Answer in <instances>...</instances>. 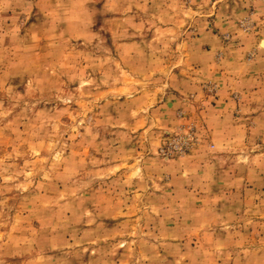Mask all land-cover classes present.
<instances>
[{
  "label": "rangeland",
  "instance_id": "rangeland-1",
  "mask_svg": "<svg viewBox=\"0 0 264 264\" xmlns=\"http://www.w3.org/2000/svg\"><path fill=\"white\" fill-rule=\"evenodd\" d=\"M0 264H264V0H0Z\"/></svg>",
  "mask_w": 264,
  "mask_h": 264
}]
</instances>
